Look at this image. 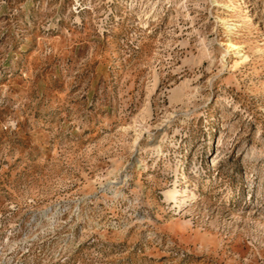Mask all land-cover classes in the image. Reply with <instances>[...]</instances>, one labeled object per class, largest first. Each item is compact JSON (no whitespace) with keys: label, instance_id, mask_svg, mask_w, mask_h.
Instances as JSON below:
<instances>
[{"label":"rangeland","instance_id":"1","mask_svg":"<svg viewBox=\"0 0 264 264\" xmlns=\"http://www.w3.org/2000/svg\"><path fill=\"white\" fill-rule=\"evenodd\" d=\"M0 264H264V0H0Z\"/></svg>","mask_w":264,"mask_h":264},{"label":"bare ground","instance_id":"2","mask_svg":"<svg viewBox=\"0 0 264 264\" xmlns=\"http://www.w3.org/2000/svg\"><path fill=\"white\" fill-rule=\"evenodd\" d=\"M230 46L233 47V48H237L236 45H234V44H231ZM173 202H174V201H173Z\"/></svg>","mask_w":264,"mask_h":264}]
</instances>
